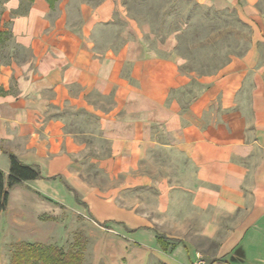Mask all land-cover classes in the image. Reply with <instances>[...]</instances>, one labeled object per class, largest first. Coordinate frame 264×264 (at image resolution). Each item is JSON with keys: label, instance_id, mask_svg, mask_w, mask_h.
I'll use <instances>...</instances> for the list:
<instances>
[{"label": "crops", "instance_id": "0c3cea01", "mask_svg": "<svg viewBox=\"0 0 264 264\" xmlns=\"http://www.w3.org/2000/svg\"><path fill=\"white\" fill-rule=\"evenodd\" d=\"M187 1L248 27L211 75L183 69L177 31L157 38L117 0H32L9 20L27 57L0 66V172L10 153L40 179L8 192L0 251L47 245L67 207L92 223L89 264H264V0Z\"/></svg>", "mask_w": 264, "mask_h": 264}, {"label": "rangeland", "instance_id": "374dc122", "mask_svg": "<svg viewBox=\"0 0 264 264\" xmlns=\"http://www.w3.org/2000/svg\"><path fill=\"white\" fill-rule=\"evenodd\" d=\"M9 0H0V66L9 65L12 62L23 61L27 57V52L17 47L11 40L10 34V19L16 14L24 11L25 6L29 4V0H20L21 8L17 11L8 13L6 10ZM77 2L95 3L99 0H76ZM121 7L123 15L136 21L138 24L148 25L151 32L157 38L161 39L165 35L177 31V47L179 54L187 57L184 53L183 45L188 42L192 44V58H195L196 65L194 71L197 74L211 75L215 71L229 62L233 57L242 55L247 49L248 30L241 28L236 23V16L232 12H214L211 10L202 9L194 6L193 3L187 0H117ZM209 38V43L204 48L197 47L196 40ZM182 37L184 39H179ZM186 41V42H185ZM194 42V43H193ZM180 44V45H179ZM182 44V45H181ZM176 47V48H177ZM190 58V57H189ZM185 60V58H184ZM185 61L183 69L187 66ZM189 67V65H188ZM190 92L194 91V85L190 87ZM66 123L72 130H84L90 122V126L97 127V122L84 114H64ZM85 127V128H84ZM90 142V141H89ZM97 144L101 140H96ZM103 144V143H102ZM104 145V144H103ZM102 145V146H103ZM101 146V144H100ZM101 146V147H102ZM88 155H93L92 151H88ZM86 170V169H85ZM94 169L87 168L85 175L94 181H102L100 175H95ZM43 202H48L45 198H41ZM50 208L53 206V211L56 205L52 202L47 203ZM63 218L61 220L63 228L61 231L53 232L49 235V242L46 244L60 247L64 251L70 248L75 240H80L83 243L82 264H89L90 253L85 251L86 234L91 230L92 223L90 219L81 212H76L71 208L64 207ZM50 215L51 213L48 212ZM38 219L31 220L33 223H38ZM24 242V241H23ZM23 242L10 244L9 247L4 245V249L0 251V264H7L11 250ZM91 248V240L88 241ZM82 245V244H81Z\"/></svg>", "mask_w": 264, "mask_h": 264}, {"label": "trees", "instance_id": "16d2710c", "mask_svg": "<svg viewBox=\"0 0 264 264\" xmlns=\"http://www.w3.org/2000/svg\"><path fill=\"white\" fill-rule=\"evenodd\" d=\"M47 2L52 8L56 0H47ZM194 6L198 7L195 4ZM236 23H238L241 28L248 30V27L240 20L237 19ZM1 35L2 34L0 33V36ZM179 39L182 40L184 38L179 37ZM196 41L197 47L204 48L208 45L209 38L201 40L198 35ZM185 44L186 45H183V47L185 46L184 53L188 55L185 57V61H187L188 64L184 69L187 71H194L196 60H194L195 58H192V44H188V42ZM0 94H2L1 89ZM7 156L9 162L8 173L4 176V174L0 172V213L5 211L8 201V192L13 187L22 182L40 179V173L36 167L22 164L14 155L10 153L7 154ZM81 244L80 240H75V243L66 251L54 245L23 244L11 252L8 264H82V252L84 248Z\"/></svg>", "mask_w": 264, "mask_h": 264}, {"label": "built area", "instance_id": "2783aa9c", "mask_svg": "<svg viewBox=\"0 0 264 264\" xmlns=\"http://www.w3.org/2000/svg\"><path fill=\"white\" fill-rule=\"evenodd\" d=\"M192 264H204V263L202 262L200 256L198 255L196 261Z\"/></svg>", "mask_w": 264, "mask_h": 264}]
</instances>
